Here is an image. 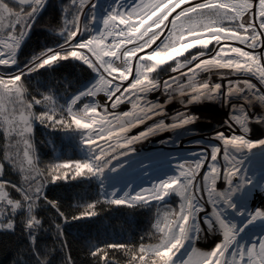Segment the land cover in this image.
<instances>
[{
	"label": "snow or ice",
	"instance_id": "snow-or-ice-1",
	"mask_svg": "<svg viewBox=\"0 0 264 264\" xmlns=\"http://www.w3.org/2000/svg\"><path fill=\"white\" fill-rule=\"evenodd\" d=\"M206 101L227 111L196 141L201 151L166 158L148 187L126 178L150 176L136 145L190 132ZM123 104L130 110L118 111ZM36 121L74 141L80 157L41 167ZM0 133L8 264H78L67 228L112 206L146 209L155 242L89 240L79 264H264V0H0ZM93 182L94 196L75 191ZM256 194L262 203L251 207Z\"/></svg>",
	"mask_w": 264,
	"mask_h": 264
},
{
	"label": "trees",
	"instance_id": "trees-1",
	"mask_svg": "<svg viewBox=\"0 0 264 264\" xmlns=\"http://www.w3.org/2000/svg\"><path fill=\"white\" fill-rule=\"evenodd\" d=\"M50 16L46 15L38 26V29H46ZM43 40V38H41ZM62 94V93H61ZM33 144L37 148V158L41 161V167H46L50 163L62 162L59 157L79 158L81 153L75 146V142L68 139L64 133H53L51 129L45 128L36 121L33 125ZM3 137L0 133V158L3 156ZM75 191L80 192L87 199L88 196H94L98 192V186L93 182L92 185L84 184ZM178 201V198L173 197ZM75 206L83 201L73 198L68 201ZM155 209H153V214ZM151 221L146 209H117L116 206L106 208L100 212L99 217L91 222L82 221L67 228L69 242L72 245V256L79 261L85 259L83 251L87 241L96 243L104 240H118L127 243H136L138 245L140 238L145 237V243H154L147 239V233L150 229ZM51 246V237H49ZM102 246V244H101ZM122 256V254H120ZM0 264H8L7 253L0 250ZM120 264H127L126 259H121Z\"/></svg>",
	"mask_w": 264,
	"mask_h": 264
},
{
	"label": "rangeland",
	"instance_id": "rangeland-1",
	"mask_svg": "<svg viewBox=\"0 0 264 264\" xmlns=\"http://www.w3.org/2000/svg\"><path fill=\"white\" fill-rule=\"evenodd\" d=\"M106 2H107V0H100V3H102V4L106 3ZM182 7H186V6H182ZM175 15H176V13L171 14L169 16V21ZM166 23H168V22L166 21ZM170 27H171V25L169 23L168 28H170ZM167 35H168V29L165 28L161 32L160 37L157 39V41L150 48H146L143 50V52L138 53V55H146V54L150 53L152 51V49H154L157 44H160L161 41H163ZM209 47L212 48L213 45H210ZM198 51H199V49H196V48L190 49L189 52L185 53L184 55L189 56V58H190V54H198ZM179 59L183 60V57H180ZM168 63H171L174 66L173 61H169ZM162 67L167 68V64L163 65ZM162 75H163L164 79H167L169 75H174V74L169 71L168 73L162 74ZM212 79L216 80L217 77L213 76ZM97 99H103L102 95L100 97H97ZM201 106H202L201 109L206 108L207 111L204 113L203 112L202 113L199 112V114L197 113L199 116H201L199 123L190 132H187L178 138L180 140V142H179V145L181 144L180 146L175 145V143L178 142V139L175 137L173 132L162 133L163 137H161V138L159 136L158 137H152V138H149L150 139L149 141L143 142V144L145 146L142 147L143 149L140 150V152H141L142 157H148L149 158V159L144 160V164L150 165V168L147 169L150 172V176H142V175H138V173H135V172H129L128 176L126 178L135 179L136 184H141L144 187H148V186H150V182H151L150 177L159 175L162 171L166 170V167H167L166 163H165L166 158L172 159V163L175 164L176 163L175 157L178 154L179 155H187L189 152L201 151L202 147L200 145H198L196 143V141L202 140L205 137H208L211 133H213V129H215L216 122L214 123L212 121L216 118L215 114L219 113L218 112L219 105H215V104H212V102L206 101L203 104H201ZM130 107H131L130 105L123 104L120 106L118 111H128V110H130ZM226 111H227V109H222L220 111V115H219L220 119L219 120L222 121L223 119L226 118L223 115V113ZM205 115H207V116L205 117ZM208 115H210V116H208ZM162 141H164V142L162 143ZM173 141H175V142H173ZM164 143L169 145V146H166L165 147L166 149H163L164 147L159 148ZM158 149H161V152L160 151L158 152L157 151ZM253 167H255V169L257 171V177L256 178L260 179L262 174L260 171L259 156H257L255 158ZM261 203H262V198L259 194H256L255 197L249 201V204L251 207H258V206H260ZM212 239H213V237L210 236L207 240H202L200 242V244L198 245L200 250L201 251L207 250Z\"/></svg>",
	"mask_w": 264,
	"mask_h": 264
},
{
	"label": "bare ground",
	"instance_id": "bare-ground-1",
	"mask_svg": "<svg viewBox=\"0 0 264 264\" xmlns=\"http://www.w3.org/2000/svg\"><path fill=\"white\" fill-rule=\"evenodd\" d=\"M258 1V0H257ZM182 6H188L187 4H185V5H182ZM180 9H176V12H173L172 14H175V13H177L178 11H179ZM233 46H236V45H233ZM242 47V46H241ZM183 71H186V69H184ZM201 75H203L204 77H206V74H201ZM151 99H153V100H159L160 102H163V100H164V97L162 96V95H160V94H158V93H154V94H152L151 95V97H150ZM203 106V105H202ZM202 106H201V104H199V105H196V106H194V111H197V113L199 114V112L200 113H204V112H206L207 111V109L205 108V109H201L202 108ZM180 107V105H179V103L178 102H175V103H173V104H169L168 106H167V110L169 111V113H173L177 108H179ZM124 108V107H123ZM220 111L222 110L221 108H220V106H219V108H218ZM218 110V112L219 113H217V114H215L216 115V118L212 121V122H216L217 120H219L220 119V117H219V115H220V111ZM217 112V111H216ZM209 113V112H208ZM197 114V115H198ZM207 115H205V117H206ZM208 116H210V115H208ZM216 120V121H215ZM147 123H151V121H149V122H147ZM216 126H215V128H217V127H219V125L216 123L215 124ZM144 130V126L143 125H141V126H139L138 128H136V129H133L132 130V132L130 133V135H136V134H138V132L139 131H143ZM165 133H167V132H165ZM213 133H211L209 136H211ZM259 133L257 132V133H255L254 135H258ZM163 137V134L161 133V134H159V135H157V136H155V137ZM150 138H152V137H150ZM159 138V139H160ZM150 140V139H149ZM148 140V141H149ZM161 140V139H160ZM179 142H180V140L178 139V142H176L175 143V145L176 146H180L179 145ZM158 143V142H157ZM143 144V143H142ZM138 144V145H136V147H137V149L140 151V150H142L143 148L142 147H144L145 145L143 144ZM185 144V143H184ZM160 145V144H159ZM172 145V144H171ZM166 146H169V145H167V144H162L159 148H162V147H164L163 149H166L165 147ZM158 152L160 151L161 152V149H158L157 150Z\"/></svg>",
	"mask_w": 264,
	"mask_h": 264
}]
</instances>
